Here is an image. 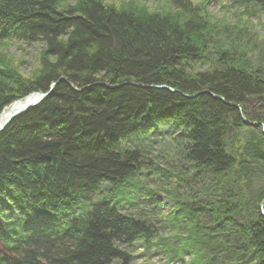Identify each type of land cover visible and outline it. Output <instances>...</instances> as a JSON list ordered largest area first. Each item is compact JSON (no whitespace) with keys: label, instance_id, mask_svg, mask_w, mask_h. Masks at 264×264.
<instances>
[{"label":"trees","instance_id":"1","mask_svg":"<svg viewBox=\"0 0 264 264\" xmlns=\"http://www.w3.org/2000/svg\"><path fill=\"white\" fill-rule=\"evenodd\" d=\"M195 1L0 0V44L45 46L30 79L0 54V114L55 84L0 134V264H131L156 239L191 264H264V43L205 12L264 0ZM160 140L182 165L149 189Z\"/></svg>","mask_w":264,"mask_h":264},{"label":"rangeland","instance_id":"2","mask_svg":"<svg viewBox=\"0 0 264 264\" xmlns=\"http://www.w3.org/2000/svg\"><path fill=\"white\" fill-rule=\"evenodd\" d=\"M103 1L106 4H115L117 6L135 3V5L139 4V6L144 8L147 12L153 11L163 13L167 11L169 12L172 9V0ZM195 2L199 1L196 0ZM198 6H201V4H199ZM207 10L205 9V12L210 17V22L213 24V26L215 25L217 27L216 29H220L221 31L222 28L226 26H235L237 28H243V30L247 29L248 38L249 36L253 38L255 42L254 46L259 48V46L264 43V12L259 11L256 7L248 11V9L246 10L245 7L239 5L238 3L223 1L210 5ZM44 48L45 46L39 43L28 45L18 41H13L0 44V54H4L3 56H5L6 59H3L6 61V63L9 64L8 66L10 68L17 70L22 76L30 79L33 78V75L38 71L40 67V59L42 56L41 53L45 50ZM251 53V64L253 66H259L260 63L259 60H257V58L259 57L258 49L253 50ZM11 105H9L8 107H10ZM259 126L261 127V124ZM180 157L181 148L179 146L171 143L169 140L165 142H161L160 140L159 143L155 147H153L152 155L150 157L151 159L148 162V164L151 162L152 165L145 166V169L142 171L143 175L140 178L141 183H144L145 186H147L149 189L155 188L162 181L160 175L163 170V164L174 162L172 168L176 171L177 168L182 165L181 161L179 160ZM166 159H169L171 161L166 162ZM145 194L147 196V193ZM180 195L184 198L187 194L184 191ZM146 196L144 197V195H140L142 202L145 201V199L148 197ZM160 199L162 200V205H166L168 207L172 206V203L167 201L163 196H160ZM263 205L264 202L260 206L261 215V207ZM126 206L127 208L129 207L128 205ZM144 213L147 214V211H144L142 214ZM157 224L158 225H156L155 227L157 230L158 238L162 237L170 239L173 237L174 234L170 230L167 220L163 217V215H160ZM161 242L162 241L156 239L153 242L155 245L151 248H149V246L141 245L140 243L135 244L133 248L128 250L133 257L131 264H191V262H194L192 255H185L183 261H181L180 259H175L174 257L172 258L162 251H159L157 249V246L161 248L164 246V244H161ZM170 242L172 243L173 241L171 240Z\"/></svg>","mask_w":264,"mask_h":264},{"label":"water","instance_id":"3","mask_svg":"<svg viewBox=\"0 0 264 264\" xmlns=\"http://www.w3.org/2000/svg\"><path fill=\"white\" fill-rule=\"evenodd\" d=\"M55 84H52L50 90L46 93H33L23 100L17 101L10 106L9 113L7 116L1 120L0 114V134L15 120L17 117L26 113L28 110L38 106L41 102H43L46 98L49 97L51 92L53 91ZM164 88V87H158ZM9 108V107H8ZM6 109V108H5ZM247 123V121H245ZM253 126H259V124H252ZM262 132L264 133V125L261 124ZM262 216L264 217V205L261 207Z\"/></svg>","mask_w":264,"mask_h":264},{"label":"bare ground","instance_id":"4","mask_svg":"<svg viewBox=\"0 0 264 264\" xmlns=\"http://www.w3.org/2000/svg\"><path fill=\"white\" fill-rule=\"evenodd\" d=\"M9 110H10V107L9 108H6L3 111L2 115H1V120H3L7 116V114L9 113Z\"/></svg>","mask_w":264,"mask_h":264}]
</instances>
